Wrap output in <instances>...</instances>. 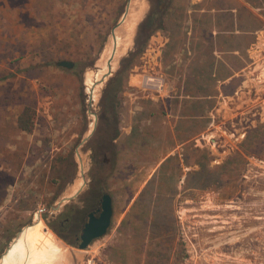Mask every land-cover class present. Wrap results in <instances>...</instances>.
<instances>
[{
  "label": "rangeland",
  "instance_id": "1",
  "mask_svg": "<svg viewBox=\"0 0 264 264\" xmlns=\"http://www.w3.org/2000/svg\"><path fill=\"white\" fill-rule=\"evenodd\" d=\"M121 1L0 0V256L25 241V226L32 231L40 218L46 232L51 216L103 190L114 199L106 234L86 249L52 243L63 264H264V35L252 58L245 55L248 75L224 88L225 112L211 125L207 118L180 122L166 115L191 109L176 97L180 83H210L215 45L209 24L199 21L207 0H165L173 8L162 27L140 43L137 29L90 103ZM129 6L137 12L148 0ZM61 60L73 66L56 65ZM149 76L163 77V90L141 83ZM25 107L29 132L16 125ZM193 130L195 146L185 145L182 161L170 156L162 164V153ZM71 187L80 188L77 196L53 210L74 194L67 195Z\"/></svg>",
  "mask_w": 264,
  "mask_h": 264
},
{
  "label": "crops",
  "instance_id": "2",
  "mask_svg": "<svg viewBox=\"0 0 264 264\" xmlns=\"http://www.w3.org/2000/svg\"><path fill=\"white\" fill-rule=\"evenodd\" d=\"M200 11L207 12L202 19L199 18V21L209 24V36L215 45L211 50V54L214 56L213 63L207 67V71L210 72L208 77L210 83H202L200 78H190L187 82L180 83L182 88L176 97L179 102L192 103V105L190 104L191 109H188L187 112L180 109L175 112L169 111L166 115L174 113L180 122L188 123L195 122L198 118H207L211 125L217 116L225 112L223 103L228 100L229 94L224 91V88L234 85L237 78L246 77L250 72L245 63V55L248 54L252 58V52L258 51L261 46L260 38L262 36L260 33L264 35V26H257L254 23H264V0H207V5ZM221 24L223 25L221 26ZM225 24H229V26L225 27ZM225 44L228 45L225 46ZM225 55L230 59L227 60ZM161 90L156 91L160 92ZM158 100L159 95L157 96ZM200 104L203 105L202 109H197L196 105ZM202 131L199 132L202 133ZM197 135L198 132L193 130L188 136L181 139L170 152H163L161 163L163 164L170 156H177L182 161L185 145H190L192 142L195 146ZM188 165L190 166V164ZM142 192L144 191L141 190L140 193ZM164 196L165 198L172 197L169 193ZM138 197L131 198L125 212L133 206ZM111 199L113 206L112 196Z\"/></svg>",
  "mask_w": 264,
  "mask_h": 264
},
{
  "label": "bare ground",
  "instance_id": "3",
  "mask_svg": "<svg viewBox=\"0 0 264 264\" xmlns=\"http://www.w3.org/2000/svg\"><path fill=\"white\" fill-rule=\"evenodd\" d=\"M129 9H131L130 6H129ZM131 10L128 11L125 19L123 21H121L122 25L116 27L114 29V32L111 33L108 45L106 46L105 50L103 51L104 53H103L101 60L98 62V67L102 69V72L99 74L98 78L92 79V81H91L90 93H91L92 98L89 99L90 103H92L93 100L95 99V97H97V93H98L99 87L101 85L100 79L108 71V59H110L112 57L111 70H113L114 67L117 65V61L120 58V56H122L126 52V50L130 47V45L132 43L131 37H132L133 33L135 32L136 24H137L138 20L144 14L146 9H143V6H142V8H140L139 11H138V9H137V12L134 11L135 13L130 12ZM90 117H92V120H91V123H89L90 124L89 130H91L94 127V124L96 121V116H95L94 110L90 111ZM80 161L83 165L85 162L83 156H80ZM80 170H81L82 174L84 175V167L83 166H82V168H80ZM83 183H84V180L82 178L79 187L82 186ZM79 187H77V188L71 187L69 189V191L67 192V195L76 192ZM64 198H66V197H64ZM32 226L36 227L32 231H30L29 225L24 227V230H26V236L24 238L25 241H23L24 244H23V242L21 244L17 243L18 245L15 246V248L13 249L14 251L12 249L11 250L13 252L10 250L12 252L11 253L12 255H9V253H8V255L10 256V258H9L10 260L7 258L8 262L10 261V264L11 263L12 264H19L22 261H25L24 264H63V261H64L63 256L60 253L53 251L52 249L49 248L52 243L54 244V240L51 237V235L49 234L47 229L45 230L46 232L43 231V229H42L43 225H42L40 218H39L38 222ZM29 231H30V233H29ZM21 233H24V231L23 232L20 231L18 233L17 237L15 238L16 240H18V239L20 240L19 236L22 235ZM18 242H21V241H18ZM62 247L64 248V246H62ZM9 248H8V250H9ZM3 256L5 257V255H3ZM3 256L1 257V259L4 258ZM9 256L6 255V257H9ZM3 261L5 263V259ZM6 264H7V262H6ZM21 264H23V262Z\"/></svg>",
  "mask_w": 264,
  "mask_h": 264
},
{
  "label": "flooded vegetation",
  "instance_id": "4",
  "mask_svg": "<svg viewBox=\"0 0 264 264\" xmlns=\"http://www.w3.org/2000/svg\"><path fill=\"white\" fill-rule=\"evenodd\" d=\"M165 0H148V6L143 14L141 23L138 28L136 35V43H140L145 40L155 29H160L163 24V17L167 15V11L171 10V6H165ZM170 0H167V2ZM174 2L175 0H171ZM163 2V3H162ZM161 4H164L162 7ZM115 135V134H114ZM105 193L103 190L101 192H92L81 200L78 209H72L66 213L60 211L59 215L51 216L50 220L46 222V229L53 238L54 242L58 245H73L78 246L82 241L80 237V232L84 227V224L88 221L90 217L98 218L101 213V207L103 202V197ZM111 197V196H110ZM112 201V199H111ZM112 216H113V206H112ZM112 220V217H111ZM23 231V230H22ZM52 234H51V233ZM21 235V234H20ZM54 236V237H53ZM20 237V236H19ZM16 240V239H14ZM92 239L90 243L93 241ZM15 241L9 245V250L12 248ZM61 243V244H60ZM8 250V251H9ZM7 251V252H8ZM4 252L0 256V263H4L5 255ZM4 257L1 259V257ZM3 261V262H2Z\"/></svg>",
  "mask_w": 264,
  "mask_h": 264
},
{
  "label": "water",
  "instance_id": "5",
  "mask_svg": "<svg viewBox=\"0 0 264 264\" xmlns=\"http://www.w3.org/2000/svg\"><path fill=\"white\" fill-rule=\"evenodd\" d=\"M129 4H130V0H127L124 12L122 14L121 21H123L125 19L126 15L128 13ZM121 21H119L114 26V28L112 29V32H114V29L116 27L121 25V23H122ZM138 26H139V24L136 25L135 32L133 33V35L131 37L133 42H134V38H135V35H136V32H137ZM111 62H112V57L110 59H108V71L100 79V83H103L106 80V78L110 74H112ZM56 65L63 66V67H66V68H71L73 66V62L69 61V60H61V61H57ZM240 88H244V85H241ZM95 125H96V121H95V124H94V128H95ZM84 141H86V137L82 139V142H84ZM77 154H78V150H77ZM71 181H72V179H71ZM75 196H77V193H74L72 196H69V197H66V198H61L58 201V203L53 205L51 208L53 210H59L61 204L64 201L70 200L71 198H74ZM111 217H112V201H111V197H110L109 194H105L104 197H103L101 213H100L99 217L98 218L90 217L88 219V221L84 224V227L82 228V230L80 232V237H81L82 241L78 244L77 247L79 249H86V247H88V245H89V243H90V241L92 239L99 238V237L103 236L104 234H106V232H107V230H108V228H109V226L111 224ZM17 235H16V237H17ZM66 247L67 246L64 244V248H66ZM7 250H8V247L5 249L4 252H7Z\"/></svg>",
  "mask_w": 264,
  "mask_h": 264
},
{
  "label": "trees",
  "instance_id": "6",
  "mask_svg": "<svg viewBox=\"0 0 264 264\" xmlns=\"http://www.w3.org/2000/svg\"><path fill=\"white\" fill-rule=\"evenodd\" d=\"M124 1H125V0L121 1L120 5H122ZM146 39H147V38H146ZM121 72H122V70L119 69V70L117 71V74H120ZM5 77H6V76H3V75L0 76V78H5ZM110 92H111V90H109L108 93H106V94H107V95H106V99L109 98V96H110ZM113 97H114V95H113ZM32 123H33V121H32L31 108H30V107H25V108L23 109V111H22V114L18 117V119H17V124H16V125H17L21 130H24V131L29 132V131H31V129H32ZM66 175H69V174H66V173H65V174H64V177H65ZM67 178H68V177L65 178V183L67 182Z\"/></svg>",
  "mask_w": 264,
  "mask_h": 264
},
{
  "label": "built area",
  "instance_id": "7",
  "mask_svg": "<svg viewBox=\"0 0 264 264\" xmlns=\"http://www.w3.org/2000/svg\"><path fill=\"white\" fill-rule=\"evenodd\" d=\"M145 87L152 88L154 90H161L164 87V79L160 76L144 77L141 82Z\"/></svg>",
  "mask_w": 264,
  "mask_h": 264
}]
</instances>
